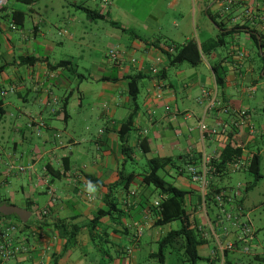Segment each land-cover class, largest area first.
Returning a JSON list of instances; mask_svg holds the SVG:
<instances>
[{"label":"crops","instance_id":"crops-1","mask_svg":"<svg viewBox=\"0 0 264 264\" xmlns=\"http://www.w3.org/2000/svg\"><path fill=\"white\" fill-rule=\"evenodd\" d=\"M64 1L50 26L38 0H5L0 6V89L13 88L0 95V122L9 116L10 130L20 132L28 143L22 148L16 142L9 149L0 148V205L30 212L27 222L10 215L0 218V264H154L153 244L176 229L178 222L155 223L153 203L161 193L141 182L149 171L148 160L171 158L158 174L186 191V210L194 212L197 228L203 225L199 184L191 180L187 167H199L203 153L218 157L230 143L242 150L245 166L236 170H246L253 154L260 156L261 169L264 122L249 107L246 93L256 85L264 88V68L238 47L218 62L205 60L202 53L211 50L215 41L222 44V34L247 33L231 17L221 19L222 0H108L107 5L94 0L93 7L83 0ZM85 8L102 17L91 18ZM208 9L221 29L209 18ZM14 11L21 13L14 17ZM96 19L110 24V44L84 61L68 46H81ZM197 28L201 39L195 37ZM213 28L218 30L215 41ZM190 39L202 51L199 64L170 63L174 51L168 47ZM111 49L118 52L116 59L110 56ZM61 60H69L76 73L55 66ZM204 65L212 77L203 75ZM213 65L221 70V83L216 82ZM80 66L85 72L79 71ZM130 81L137 84L135 99L129 92ZM203 89L207 97H202ZM65 97L68 101L62 107ZM211 97L216 104L208 107ZM239 110L246 111L241 125L236 124ZM131 113L130 150L123 154L118 129ZM39 122L43 125L37 133ZM201 122L222 126L215 134H202ZM141 140L148 146L145 152ZM143 160L146 168L133 170ZM128 162L132 169L127 171ZM18 166L25 170L15 177ZM14 178L19 189L13 186ZM40 210L46 213L39 214ZM147 215L148 223L135 238L132 223H143ZM255 231L247 237L248 253L229 252L227 264L264 261V251H257L254 244ZM203 239L197 247V264H217L211 255L212 241ZM180 244L177 239L168 249L183 260Z\"/></svg>","mask_w":264,"mask_h":264},{"label":"trees","instance_id":"trees-1","mask_svg":"<svg viewBox=\"0 0 264 264\" xmlns=\"http://www.w3.org/2000/svg\"><path fill=\"white\" fill-rule=\"evenodd\" d=\"M30 1V0H29ZM86 13L93 19L102 17L98 11L94 9L85 8ZM16 13H21L20 11H14L13 16ZM207 14L210 19L215 21L216 16L210 12L208 9ZM15 17V16H14ZM215 23L221 29L222 24L219 20H216ZM250 39L256 45L257 50L256 54L261 61V69L264 68V52L259 50L260 46H263V42L259 41L255 34L248 33ZM202 51L198 48V45L195 40L190 39L183 44L176 45L174 47V52L169 55L170 63H180L187 62L192 66H196L199 64L201 60ZM36 58H32V61H36ZM64 66L66 69L71 71L72 73H76V70L72 67V64L69 60H61L55 66ZM212 71L215 75V79L217 83L222 82V73L221 70L218 69L217 65L212 66ZM264 74V72H263ZM261 77V76H260ZM129 92L132 97L135 99V95L137 93V84L136 82L130 81L129 84ZM68 101V97H65V101L62 104V107H65ZM134 115L131 113L129 117L124 120L118 129V137L121 144V152L123 154H128L130 147L128 145V136L130 134L132 125H133ZM140 145L142 151L145 152L148 150V146L145 143V140L140 141ZM242 150L240 147L232 146L230 143H227L218 157L212 159V164L216 167V171L213 172L212 179L209 184V189L206 194L205 200L207 205L209 206L212 201V195L214 192L220 190L214 182L213 178L215 176H221L224 171L228 169V165L232 163L236 158L241 156ZM172 162L170 157L167 156H154L148 160L149 171L143 174L141 182L144 185H150L154 190H157L159 193L163 194L165 197L163 198L160 204V211L157 214V218L155 219L156 224H166L169 222L176 221L178 222V227L176 229H171L167 231L164 235H162L158 239V247L156 252H154V257L157 258L158 264L165 263V248L170 246L175 240L180 239L181 244V254L183 256V262H187L188 264H197L198 259L200 258L197 247L204 243V239L201 236L198 228L193 222L195 221L194 212H188L185 207V195L186 191L176 187L175 185L167 182L162 176L158 174V170L164 168L166 165ZM246 170L253 174L254 181L245 185V191L251 189L256 185L258 180L262 177L260 171V156L257 154H253L249 158V162L246 165ZM109 197V195H108ZM109 203H112L108 201ZM243 199H237V203L239 206H242ZM15 215V214H14ZM17 217L18 222H21ZM8 216L0 213V218H6ZM98 217V216H97ZM27 222V221H26Z\"/></svg>","mask_w":264,"mask_h":264},{"label":"rangeland","instance_id":"rangeland-1","mask_svg":"<svg viewBox=\"0 0 264 264\" xmlns=\"http://www.w3.org/2000/svg\"><path fill=\"white\" fill-rule=\"evenodd\" d=\"M67 1L70 2L71 0ZM83 1L91 7H93L95 4L94 0ZM64 2V0H38V6L43 14V17H45L47 21V26H50V24H55L56 14L59 12L61 4H63ZM71 11H73V9H71ZM77 12L82 13L81 11ZM196 23L197 25H199L197 16ZM89 28L90 29L87 30L89 32H86L79 42L81 46H68V49L74 54L81 53L84 56V61H86L88 58H95L98 50L104 52V50L110 44L109 37L107 36V29L111 28L109 23L105 22L102 19H96ZM211 32L213 40L215 41V34L218 32V30L213 28L211 29ZM195 33V37L201 39V29L197 28L195 30ZM221 37L224 40L222 44H218L215 41L216 44L211 48V50L204 51L202 53L205 60H207L208 62H218V58L226 56L227 52H231L233 47H238L239 49H244L246 51V55L251 57V59H254L258 63H261L259 57L256 54L257 47L249 38L247 33L240 31L237 34H222ZM82 62L83 60H81V58H78V63L80 65L82 64ZM186 65L190 67V65H188L187 63ZM204 66L200 67V70H202V68L204 69L203 75L212 77L209 69H207L206 65ZM79 71L85 72V70L83 71V68H81V66L79 68ZM218 91H220V88H218ZM246 98L249 107L253 111H255L258 120L260 122H264V113L262 111V107H264V88L262 87V85H256L252 90L249 89L246 93ZM10 122L11 121L9 120V116L2 117V121L0 122V148L9 149V147H12L13 142H16L18 144V148L26 147L28 143L22 141L21 133L17 131L13 132L10 130ZM25 133L29 135L28 131H26ZM32 137V139L35 138L34 136ZM131 167L132 164L128 162L126 164V170L128 171L132 169ZM142 168H146L145 160L139 162L138 166H134L133 170L141 171ZM260 171L262 177L258 180L255 187H252L247 191H245V185L246 183H251L252 181H254V176L246 170H234L228 168L221 176H215L214 181L215 184L220 188L233 187L236 189L239 185V187L237 188L239 190V195L236 197L237 199H243V204L241 206V219H248L251 230H256L254 244H256L257 246V251H264V164H261ZM22 172L23 171L14 169L13 176L19 177L22 175ZM185 172L186 170H184V173ZM17 179L14 178L13 186L14 188L16 187V189H19L20 183H17ZM154 197L155 195L151 197V200L154 199ZM10 218L17 220V217L14 214H11ZM105 245L106 244L103 243L104 247ZM153 249L157 250V244H153ZM165 255L166 264H182L183 262L181 259H179L178 255L169 253L168 247L165 248ZM244 261L240 262L242 264H246V260ZM153 262L154 264H158L157 258ZM183 264L188 263L184 262ZM253 264H264V261L254 260Z\"/></svg>","mask_w":264,"mask_h":264},{"label":"built area","instance_id":"built-area-1","mask_svg":"<svg viewBox=\"0 0 264 264\" xmlns=\"http://www.w3.org/2000/svg\"><path fill=\"white\" fill-rule=\"evenodd\" d=\"M103 5L109 4L108 0H100ZM5 0H0V6L4 5ZM235 11V15H233ZM219 15L221 19L231 17L235 23L246 28L247 33L255 34L259 41L263 42V46H260L259 50L264 52V0H222V4L219 8ZM12 29L16 28V25L10 23ZM169 52L174 51V47H168ZM109 54L112 58L118 57V52L111 49ZM153 72H157L156 68L152 69ZM13 88L0 89V95L5 96L9 92H12ZM209 95L206 89L202 90V97ZM157 97L161 96V93H157ZM216 104L214 97H211L208 102V107H213ZM167 108V107H166ZM239 120L236 124H243L246 117L245 110L238 111ZM42 122L38 123L37 133L40 132ZM219 127H208L204 122H201L199 127L202 134L208 135L215 134ZM212 159L207 153L201 155L199 167L188 166L187 171L193 182L199 184V190L201 192V218L199 222H204L203 225L198 226V230L202 232V237L208 238L213 243L211 250L212 257L216 258L217 264H227V254L235 250H239L241 253L246 254L249 251L250 244L247 242V237L253 232L249 225L248 219H241L242 208L237 203V197L239 190L237 188H220L219 191L214 192L212 195L211 204L208 206L205 200L206 194L209 189V184L212 179L213 172L216 171V167L212 164ZM249 162V158H248ZM247 162V163H248ZM247 165V164H246ZM245 166L241 159V156L236 158L232 163L228 165L230 169H239ZM19 171H24L25 167L18 166ZM165 196L161 194L159 198L153 203V215L155 219L160 211V204ZM230 206V207H228ZM37 213V212H36ZM39 214H45V210H40ZM150 215L145 217L143 223L133 222L134 234L133 236L139 237L142 234V230L145 224L148 223ZM1 234V231H0ZM127 253H131V248H126ZM230 264H242L239 260L232 261Z\"/></svg>","mask_w":264,"mask_h":264},{"label":"water","instance_id":"water-1","mask_svg":"<svg viewBox=\"0 0 264 264\" xmlns=\"http://www.w3.org/2000/svg\"><path fill=\"white\" fill-rule=\"evenodd\" d=\"M0 213L3 215L15 214L20 218L22 222H26V220L30 215V212L28 210L17 207L15 205H7V204L0 205Z\"/></svg>","mask_w":264,"mask_h":264}]
</instances>
